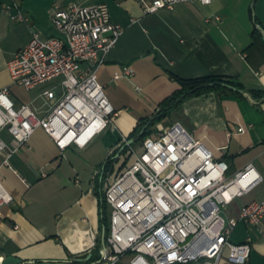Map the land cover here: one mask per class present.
I'll return each mask as SVG.
<instances>
[{"label": "crops", "instance_id": "obj_1", "mask_svg": "<svg viewBox=\"0 0 264 264\" xmlns=\"http://www.w3.org/2000/svg\"><path fill=\"white\" fill-rule=\"evenodd\" d=\"M70 2H106L112 21L124 29L98 69L99 82L118 115L85 148L73 145L62 151L44 129H38L13 155L12 167L1 169L14 201L0 213V259L15 256L21 264H96L100 260L91 258L98 243L100 253L103 244L102 181L108 177L109 184L133 161L130 150L139 142L134 134L180 89L176 77L224 76L244 89L189 97L151 125L148 137H157L179 122L216 159L229 163L228 176L254 164L263 181L236 198L227 208L228 216L238 217L244 205L264 199V94L251 93L264 92V40L248 49L255 29L264 38V0H212L209 4L190 0L154 13H147L140 0H0V89L10 87L14 98L13 86L18 84L8 62L30 42L33 32L61 36L52 13L57 4ZM18 12L27 19L12 16ZM127 67L132 74L125 73ZM45 90L41 96L47 102ZM14 99L40 113L47 108V103L37 106L33 100ZM4 137L11 142L8 133ZM131 139L135 141L118 156ZM3 157L0 153V163ZM117 163H121L118 170ZM248 239L252 252L247 264H264V219L257 225L241 221L231 235L234 243ZM118 264H130L129 257ZM219 264L233 263L225 253Z\"/></svg>", "mask_w": 264, "mask_h": 264}, {"label": "built area", "instance_id": "obj_2", "mask_svg": "<svg viewBox=\"0 0 264 264\" xmlns=\"http://www.w3.org/2000/svg\"><path fill=\"white\" fill-rule=\"evenodd\" d=\"M185 1L190 0H140L147 13ZM12 16L27 19L21 12ZM52 22L61 36L33 32L30 42L8 62L14 83L26 89L57 83L44 92L43 113L29 103H17L10 87L0 89V153L4 154L0 172L12 167L13 155L38 129H44L62 151L73 145L85 148L118 115L98 77V69L124 31L112 21L108 4H57ZM125 73L133 70L127 67ZM130 155L133 161L104 192L110 232L103 231L98 264H118L125 256L130 264H219L226 252L233 264L248 263L251 240L234 243L231 235L241 221L262 222L264 199L244 205L238 217L226 211L263 181L254 164L228 176L229 163L216 159L179 122L155 138H146L141 153L132 147ZM13 201L0 175V213Z\"/></svg>", "mask_w": 264, "mask_h": 264}, {"label": "trees", "instance_id": "obj_3", "mask_svg": "<svg viewBox=\"0 0 264 264\" xmlns=\"http://www.w3.org/2000/svg\"><path fill=\"white\" fill-rule=\"evenodd\" d=\"M258 29H255L253 32V41L248 47V49L252 48L257 44L259 40H264L263 36L258 35ZM178 82L180 83V89L175 91L171 96L166 98L160 105V110L157 113V116L150 122L147 121L146 127L138 130L134 136L138 138L137 140L143 142L149 135H151L152 131L149 129L151 125H154L157 121L165 118L174 108L178 107L182 102H184L187 98L192 96L202 95L206 92L217 91L221 93H230L235 92V87L238 89H244L243 85L228 77L222 76H207V77H195V78H182L176 77ZM252 95L258 96L263 95L264 92L252 91ZM141 133V135H140ZM101 205H102V224L103 229H105L106 234L108 235L110 232V221H109V209L107 202L104 198V195L101 197ZM100 243H98V248L94 250V255L91 260L95 261L101 258V253L99 250Z\"/></svg>", "mask_w": 264, "mask_h": 264}, {"label": "rangeland", "instance_id": "obj_4", "mask_svg": "<svg viewBox=\"0 0 264 264\" xmlns=\"http://www.w3.org/2000/svg\"><path fill=\"white\" fill-rule=\"evenodd\" d=\"M56 82H57L56 80L52 81V82H49L46 85L41 86V87H39V88H37L35 90H32V91H27L24 87H21L19 85H15V86H13L14 98L19 99V100H21L23 102H29V101L33 100L35 102V105L43 106L47 102H46L45 98L43 96H41V93L46 88L54 86V84ZM152 137L155 138V136H152ZM135 149H136L137 153H141L143 151V144H142L141 141L135 143ZM131 159L128 160L127 164L130 162ZM120 165H121V163H117L116 164V170H118ZM108 181H109L108 177H106L104 179V181H102L103 182L102 186H103L104 192H105V189H106V187L108 185ZM226 254H227V252H226Z\"/></svg>", "mask_w": 264, "mask_h": 264}, {"label": "water", "instance_id": "obj_5", "mask_svg": "<svg viewBox=\"0 0 264 264\" xmlns=\"http://www.w3.org/2000/svg\"><path fill=\"white\" fill-rule=\"evenodd\" d=\"M234 89L242 91L241 89H238L236 87ZM134 141H135L134 139H131L128 143L123 145L122 148L120 149L119 153H118V156L126 149L127 146L132 144ZM104 231H105V229H104ZM98 262L96 264H98ZM1 264H21V259H19L18 257H15V256H7V257H4L2 259Z\"/></svg>", "mask_w": 264, "mask_h": 264}]
</instances>
